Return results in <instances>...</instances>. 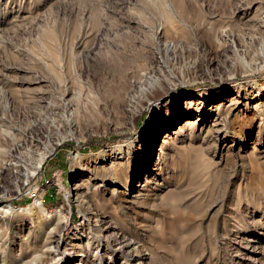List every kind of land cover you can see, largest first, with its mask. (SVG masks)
<instances>
[{
	"label": "rangeland",
	"instance_id": "374dc122",
	"mask_svg": "<svg viewBox=\"0 0 264 264\" xmlns=\"http://www.w3.org/2000/svg\"><path fill=\"white\" fill-rule=\"evenodd\" d=\"M261 1L0 0V264H264Z\"/></svg>",
	"mask_w": 264,
	"mask_h": 264
},
{
	"label": "bare ground",
	"instance_id": "6f19581e",
	"mask_svg": "<svg viewBox=\"0 0 264 264\" xmlns=\"http://www.w3.org/2000/svg\"><path fill=\"white\" fill-rule=\"evenodd\" d=\"M245 1V0H244ZM264 3V1H261ZM250 1L248 2V4ZM262 3V4H263ZM220 6H227L230 3L228 2H223L219 1L217 2ZM247 5V4H246ZM239 7V8H238ZM237 8L240 9L241 6H238ZM235 8V9H237ZM218 15V14H217ZM230 38H232V33L228 34ZM195 41L192 49H186L184 50V58L185 60H188L192 62V64L200 65L202 67H207L212 65L214 61H220V59L224 56L225 49L224 47L217 46L213 44L211 41V38L205 35L202 31L198 30L195 28ZM186 40V39H185ZM183 41V40H182ZM2 169V167L0 168ZM195 174V173H194ZM0 212H3L2 209L0 208ZM49 255L54 258V255L52 252H47ZM70 257V256H69Z\"/></svg>",
	"mask_w": 264,
	"mask_h": 264
}]
</instances>
